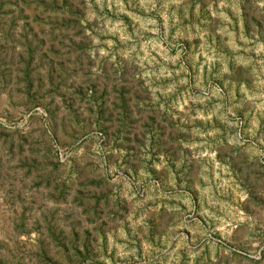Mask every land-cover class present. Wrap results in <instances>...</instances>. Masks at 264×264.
I'll return each mask as SVG.
<instances>
[{"label": "rangeland", "instance_id": "374dc122", "mask_svg": "<svg viewBox=\"0 0 264 264\" xmlns=\"http://www.w3.org/2000/svg\"><path fill=\"white\" fill-rule=\"evenodd\" d=\"M0 264H264V0H0Z\"/></svg>", "mask_w": 264, "mask_h": 264}]
</instances>
